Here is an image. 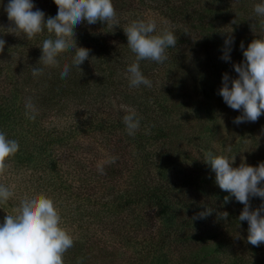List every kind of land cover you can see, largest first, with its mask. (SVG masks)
<instances>
[{
    "label": "trees",
    "instance_id": "trees-1",
    "mask_svg": "<svg viewBox=\"0 0 264 264\" xmlns=\"http://www.w3.org/2000/svg\"><path fill=\"white\" fill-rule=\"evenodd\" d=\"M8 2L0 0V39L5 41L0 52V132L16 140L19 150L0 175V184L14 193L0 204V224L26 196L44 194L54 201L60 226L73 239L64 264H260L235 250L221 228L189 229L198 216L175 212L209 210L215 218L247 223L239 222L244 205L233 195L235 207L226 211L177 195L189 185L216 181L212 169L195 171L180 161H195L189 143L215 133L219 124L183 123L176 116L207 106L206 99L187 93L184 85L187 79L194 84L206 79L197 49L228 46L230 36L218 34L215 21L232 19L263 31L262 18L253 9L264 0H112L117 23L82 21L74 29L77 47L90 50L78 67L72 64L75 48L59 54L56 66L39 63L49 33L45 29L31 40L9 33ZM32 2L45 20L57 15L54 0ZM133 21H154V35L167 30L177 39L175 47L166 49L163 63L139 62L151 87L129 83L127 68L136 55L124 29ZM261 37H237L231 45L247 46ZM65 64L70 71L62 79ZM35 67L40 75L33 76ZM229 70L237 74L233 66ZM29 102L34 113L26 109ZM130 109L140 121L132 136L123 122ZM201 190L219 197L229 193L217 187ZM249 204L256 210L264 200L252 197ZM140 205L163 215L161 222ZM182 241L196 243L181 247Z\"/></svg>",
    "mask_w": 264,
    "mask_h": 264
},
{
    "label": "clouds",
    "instance_id": "clouds-1",
    "mask_svg": "<svg viewBox=\"0 0 264 264\" xmlns=\"http://www.w3.org/2000/svg\"><path fill=\"white\" fill-rule=\"evenodd\" d=\"M54 3L58 9L57 15L45 20V14L41 10H33L32 0H9L5 7L10 22L7 31L16 36L23 34L31 40L46 29L49 38L42 42L39 63L56 66L59 54L75 48L72 64L78 67L88 60L90 50L77 47L74 29L82 21H87L90 25L98 21L117 23L112 0H54ZM253 10L262 18L260 24L264 29V2L254 5ZM155 29L154 21H133L124 29L127 45L136 55V62L127 68L131 87H151V81L140 71L139 62L151 60L163 63L167 59L166 49L177 44L172 32L165 30L162 34L154 35ZM232 43V37L225 41L226 45ZM4 47L5 41L0 39V52H3ZM240 48L244 49L243 43ZM243 57L242 63L233 65L238 78L230 80V77L224 74L223 86L218 93L228 107L242 110V115L233 121L236 124L245 121L256 122L264 114V39H254L247 49L243 50ZM223 59L227 61L230 57L226 53ZM69 71V65L65 64L60 73L61 78H66ZM41 72V69L35 67L32 74L37 76ZM26 109L34 113L30 102L26 104ZM26 116L35 119V115L29 114L28 111ZM123 122L130 136L140 127L135 110L130 109L129 114L123 117ZM18 150L19 143L7 139L5 133L0 132V175L7 169L6 161ZM205 159L215 173L219 188L231 193L237 202L244 205L238 220L248 223L247 241L253 246L264 244V204L256 210H250L249 204L252 197L264 200V163H260L258 167L244 163L233 167L235 157L230 161L226 156H213L211 153ZM100 170L102 172V169ZM13 195L8 187L0 184V204H6ZM227 199L226 197V202ZM13 211L15 214L6 215L4 222L0 224V264H64L63 256L73 246V239L60 226L61 216L54 201L44 194L26 196ZM208 214L209 210L198 215L203 218Z\"/></svg>",
    "mask_w": 264,
    "mask_h": 264
},
{
    "label": "rangeland",
    "instance_id": "rangeland-1",
    "mask_svg": "<svg viewBox=\"0 0 264 264\" xmlns=\"http://www.w3.org/2000/svg\"><path fill=\"white\" fill-rule=\"evenodd\" d=\"M235 4L248 3L251 0H231ZM253 1V0H252ZM260 1V0H258ZM232 19L216 20L215 25L219 29L218 34L229 35L232 38L262 35L264 39V30L257 28L241 27L233 23ZM248 47L244 46L243 50ZM243 50L240 46L228 45L220 47H210L207 49H197L199 57L198 64L204 71L206 79L200 83L194 84L192 79H187L189 83L184 88L187 93L192 92L202 99H206L207 106L179 114L176 118L183 123L194 121L218 122V131L208 135L197 137L194 144L188 145L195 161L189 159H181V166L198 171L199 169H211L210 164L206 162V156L211 153L213 156H226L230 159L235 157L232 164L233 167H239L241 163L247 166L258 167L260 163H264V114H262L256 122H242L236 124L233 121L236 117L242 115V110H233L228 107L223 98L218 94L223 86L222 78L224 74L230 77V80L237 79L238 75L230 72L231 66L240 64L244 60ZM227 53L229 60H224L223 57ZM205 146V147H204ZM264 183V182H262ZM197 185H189L177 192L178 196L192 197L200 199L215 206L221 211H226L229 208L235 207L233 204V196L231 193H225L224 197H219L204 193L201 188L217 187L216 181L201 182ZM227 202L225 201V198ZM145 209L152 219L156 222L160 221V217L155 212L150 211L147 206L140 205L139 209ZM207 211V210H206ZM206 211H196L190 209H175V212L183 216H198V222L189 229H200L206 227H218L232 239L233 248L260 264H264V244L253 246L247 241L248 223L238 224L232 223L230 220L223 218H215L208 214L203 218L199 217V213ZM161 222V221H160ZM184 242V241H182ZM179 243V246H192L196 241ZM195 242V243H194Z\"/></svg>",
    "mask_w": 264,
    "mask_h": 264
}]
</instances>
